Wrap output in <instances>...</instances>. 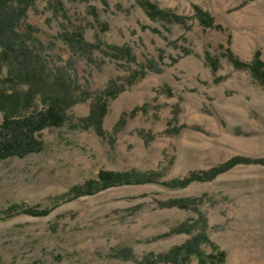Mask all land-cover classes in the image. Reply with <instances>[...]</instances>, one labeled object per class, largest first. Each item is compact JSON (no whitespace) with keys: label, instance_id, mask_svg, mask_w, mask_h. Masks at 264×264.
<instances>
[{"label":"rangeland","instance_id":"rangeland-1","mask_svg":"<svg viewBox=\"0 0 264 264\" xmlns=\"http://www.w3.org/2000/svg\"><path fill=\"white\" fill-rule=\"evenodd\" d=\"M3 1L1 88L33 96L21 114L54 100L66 117L42 131V151L0 159V264H165L159 254L200 232L227 251L225 264H264V84L224 56L215 73L205 58L229 35L241 59L264 58V0H152L189 16L186 27L150 18L137 0ZM195 4L224 30L205 29ZM101 41L129 46L135 60ZM152 60L158 70L130 84ZM110 84L124 89L112 96ZM103 103L100 134L85 118ZM236 156L206 180L165 183ZM100 170L153 180L62 197ZM178 198L196 201L169 205ZM15 203L50 211L6 217Z\"/></svg>","mask_w":264,"mask_h":264},{"label":"trees","instance_id":"trees-1","mask_svg":"<svg viewBox=\"0 0 264 264\" xmlns=\"http://www.w3.org/2000/svg\"><path fill=\"white\" fill-rule=\"evenodd\" d=\"M138 4L145 10L148 16L152 19L161 20L168 26L174 24H182L185 27L188 25L189 16L177 13L169 8H162L160 5L152 0H137ZM4 3L0 0V6ZM194 17L198 19L199 23L206 28H214L224 30L222 24L217 23L215 17L207 10L199 5H194ZM2 12V11H1ZM170 30L171 28L168 27ZM82 40V37H80ZM99 47L108 55L119 58H126L134 61L135 56L129 46L113 45L101 41ZM221 55L213 54L210 51L206 52L205 58L210 65L213 72H217L221 65V56H224L231 62L237 69H245L251 73L253 78L261 84H264V58L260 51H257L252 60L245 61L241 59L232 49V36L229 35L225 42L219 45ZM158 70L155 68V62L148 61L143 63L141 70L133 71L129 76V83L132 84L137 79L146 75L147 70ZM124 88H115V84H110L107 93L112 96L117 95ZM32 95H20L17 91L13 90L8 92L6 88L2 89L0 86V112L3 119L0 120V159H7L11 157L23 158L32 153L40 152L44 149L45 143L42 138V131L47 127H60L65 122V113L58 101H51L50 104L41 110L21 114L19 112V105H31ZM97 112H92L86 121L91 120L95 123L96 128L102 134V119L107 112V105L103 103L99 106ZM28 108V107H25ZM240 157H234L226 163L213 167L204 171L190 172L183 178H177L168 182V185H185L193 180H206L227 169L238 161ZM260 162L264 160H259ZM152 174H141L136 171L118 172L112 170H100L97 178L86 180L83 184L74 185L69 192L62 195H71L72 198H77L85 194H93L99 190L105 189L110 186L123 184L145 182L153 180ZM196 199L192 198H178L172 199L169 205H176L181 208H190L195 204ZM50 208H36V207H23L20 204H12L6 210V217H11L19 213H28L32 215H45L48 214ZM181 231V228H177ZM191 233L190 229L183 230ZM205 241L211 244L212 251L206 253L201 250L200 242ZM123 255L124 252H121ZM125 257H128L124 254ZM195 256L200 264H225L227 258V251L221 249L218 245L212 242L209 237L204 233L193 235L185 243L172 247L169 251L159 254L158 262L165 264H189L191 258Z\"/></svg>","mask_w":264,"mask_h":264}]
</instances>
